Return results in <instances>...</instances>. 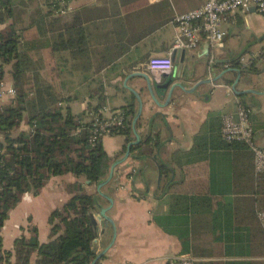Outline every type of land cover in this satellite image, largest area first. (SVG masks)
<instances>
[{
  "label": "crops",
  "instance_id": "0c3cea01",
  "mask_svg": "<svg viewBox=\"0 0 264 264\" xmlns=\"http://www.w3.org/2000/svg\"><path fill=\"white\" fill-rule=\"evenodd\" d=\"M45 1L42 0L41 8L45 17L40 15L32 22L39 44L25 45L23 30L9 23L20 36L19 50L38 69L36 82L51 86L65 100L61 105L69 106L74 115H78L73 111L78 98L72 92L66 96L65 92L78 78L75 70L92 72V81L98 80L99 85L94 99L85 97L80 102L81 113L99 104L108 111L126 107L137 112V100L126 89L131 88L142 101L136 125L140 139L156 136L159 141L151 155L130 153L102 188L112 206L101 196L98 205L100 210L109 207L106 215L114 223L116 235L98 264H165L168 257L182 254L179 239L161 227H170L167 221H162L161 226L154 221V217H168L174 197L209 200L208 209L188 212L181 223L188 230L187 255L195 258L197 264H264V234L256 218L259 208L253 205L252 178L255 187L256 176L252 154L243 147H227L229 143L223 141L220 133L223 116L235 113L239 103L249 112L256 145L264 147V16L253 9L231 13L221 24L224 38L220 44L210 46L203 42L195 50L181 51L178 57L182 73L190 75L176 80L185 91L209 77L211 64L222 60L227 63L214 66L215 75L225 69L240 71L235 87L243 94L233 93L231 87L237 74L228 72L213 85L198 86L191 93L176 89L165 106V92L153 90L154 101L145 81L130 75L146 74L155 85L160 84L165 77L157 82L146 71L145 63L151 57L168 55L176 36L175 17L201 7L207 0H67L69 10L64 15L48 13ZM5 26L8 22L0 30ZM71 26L79 30L78 35L65 32ZM59 36L65 41L71 37L84 40L73 52L54 50ZM206 46L207 53H201L200 49ZM237 60L239 68L233 66ZM13 63L2 64L0 79L12 87ZM31 78L34 83L33 75ZM8 102L0 101V107ZM101 143L111 159L110 166L123 157L128 144L123 136H106ZM159 164L170 168L167 179L160 176ZM76 182L87 194L97 193L96 187L84 179L70 174L53 177L40 194H24L9 212L0 236L2 250L12 254L11 264H61L39 258L36 250L17 240L29 237V227L37 229L40 244L55 239L48 218L72 197L66 187ZM100 210L93 216L99 215ZM97 230L94 247L98 254L110 245L113 231L110 225L99 223Z\"/></svg>",
  "mask_w": 264,
  "mask_h": 264
},
{
  "label": "trees",
  "instance_id": "16d2710c",
  "mask_svg": "<svg viewBox=\"0 0 264 264\" xmlns=\"http://www.w3.org/2000/svg\"><path fill=\"white\" fill-rule=\"evenodd\" d=\"M45 3L49 9L48 13L56 14L59 3L52 0H46ZM12 12L10 0H0V26L12 18ZM38 30L41 33V20L38 22ZM67 31L70 34L75 32L79 34V30L72 26L65 32ZM81 34L84 35L83 29ZM59 37L53 44L54 50L73 52L84 40V38L75 40L71 37L65 41L62 36ZM19 40L20 36L13 25L0 30V79L2 64L14 61L11 74L16 90L15 97L0 107V231L9 212L17 206L24 194L38 195L51 178L67 174L76 179H84L88 185L96 187L106 179L111 161L103 149L101 139L93 145L90 143L91 124L86 121L87 112L97 111L102 108L101 104L88 107L85 112L78 115H74L69 106H62L65 100L55 94L51 86L36 82L38 69L31 65L29 56L19 50ZM233 66L240 67L238 60ZM30 71L33 74L27 76L26 73ZM119 110L124 117L123 125L111 128L109 136H123L126 143H129L133 138L131 123L136 111L126 107ZM22 126L27 129L21 130ZM217 135L216 133L215 136ZM197 140L199 138L195 141ZM158 145L156 136H146L131 148L130 153H137L138 156L151 155ZM226 146H239L248 150L240 142ZM125 151L126 147L122 152ZM158 167L162 179H167L170 168L163 164H159ZM255 178V187L252 178L255 196L253 205H257L258 210H264V174ZM66 190L72 197L48 218L50 233L55 239L40 244L37 229L29 227V237L22 236L17 242L26 248L36 250L37 256L41 259H50L61 264H91L97 252L94 247L90 215L100 210L99 195L87 194L82 184L78 182L68 185ZM208 207V199L174 197L168 217L164 220L154 217V221L159 226L162 221H167L170 227L162 225L164 232L176 236L182 245V254H187L188 230L181 223L186 220L188 212ZM247 248L250 249V246ZM11 257L10 252L2 250L0 236V264H11Z\"/></svg>",
  "mask_w": 264,
  "mask_h": 264
},
{
  "label": "built area",
  "instance_id": "2783aa9c",
  "mask_svg": "<svg viewBox=\"0 0 264 264\" xmlns=\"http://www.w3.org/2000/svg\"><path fill=\"white\" fill-rule=\"evenodd\" d=\"M56 2L59 3L56 14H66L69 10L68 1L55 0ZM250 9L264 16V0H207L201 7L178 15L173 20L176 36L168 55L148 59L145 63L146 71L157 82L162 76L171 75L175 67L173 57L176 52L195 50L203 42L210 46L220 44L224 38L221 24L225 17ZM15 95V89L0 80V101H10ZM86 121L91 124L90 143L93 145L109 136L111 128L121 127L124 117L120 110L108 111L100 108L97 111H88ZM220 133L226 143H243L252 154L255 176L264 174V147L256 145L249 112L242 104H237L235 113L223 116ZM256 218L264 234V210H257ZM165 264H197V260L187 254H178L168 257Z\"/></svg>",
  "mask_w": 264,
  "mask_h": 264
},
{
  "label": "water",
  "instance_id": "95a60500",
  "mask_svg": "<svg viewBox=\"0 0 264 264\" xmlns=\"http://www.w3.org/2000/svg\"><path fill=\"white\" fill-rule=\"evenodd\" d=\"M206 48H207V46L201 48L200 49L201 53H205L206 52ZM181 54H182L181 51L175 53V55L173 57L174 58V61H175V67L173 69V72H172V74L170 76H164L165 78L161 81L160 84L155 85L149 79V77L146 74H133V75H130V76L131 77H138V78H141V79H143L145 81L146 88L148 89V91L150 93V96L152 97V99L154 101H156L155 100V97H154V93H153L154 91H157L158 90V91H161V92H165L166 93V104H165V106L170 101V98H171L173 92L176 89H179V90H181L183 92H186V93H191L198 86L208 85V84H212L213 85L223 75L227 74L228 72H235L237 74L236 82L231 87L233 93H235V95H237V96L243 94V93H240V92L236 91V87H235L236 86V83L239 81V79L241 77L240 71L235 70V69H225V70H223L220 73V75H218V76L215 75L214 66H216V65H224V64L227 63L226 61H222V60H216V61H214L211 64V66L209 68V73H210V76L209 77H207L206 79H203V80L199 81L198 83H196L195 86L192 87V89L190 91H185V88H184L183 84L181 82H176V80H179V79H183L184 80L186 78H189V76H190L189 74H183L182 71H181V67L178 66V57ZM168 77H170V78L168 79ZM166 79H168V80H166ZM126 89L135 97V99L137 100V103H138L137 112H136V114H135V116H134V118L132 120V123H131V130H132V134H133L134 140L131 141V142H129L127 144L126 151H125V154L123 155V157L121 159L115 161L110 166L109 172H108V175H107L106 179L104 181H102L101 183H99L96 186V192H97V194L99 196L103 197L106 201H108L109 207L112 206V200L110 198H108L107 196H105L102 193V188L104 186H106L112 180L113 175H114L115 168L118 167L119 165L123 164L128 159V157L130 156L131 148L134 147V146H136L140 142V136H139V134L137 132L136 125H137V121L140 118L141 113H142V101H141L138 93L135 90H133L131 88H128V87H126ZM248 92H254V91H248ZM109 207L104 208V209H101L100 212H99V215H97L96 217H94L93 215H90V225H91V228H92V231H93L94 242H96L97 236H98V230H97V224L98 223H99L100 226L110 225L111 228H112V231H113L112 240H111L110 245L106 249H104L103 251H101L100 253H98L96 255L95 259L91 262V264H97V262L107 252V250L109 249V247L113 244V241L115 239L116 230H115L114 223L106 215V213L109 210Z\"/></svg>",
  "mask_w": 264,
  "mask_h": 264
},
{
  "label": "rangeland",
  "instance_id": "374dc122",
  "mask_svg": "<svg viewBox=\"0 0 264 264\" xmlns=\"http://www.w3.org/2000/svg\"><path fill=\"white\" fill-rule=\"evenodd\" d=\"M10 5L13 12L12 18L7 21L8 25L11 23L15 28L23 30V38L26 40L25 45L39 44L37 32L32 22L33 19L42 14V0H10ZM87 12L89 14L92 13L91 10H87ZM68 68H70V65H68ZM75 72L78 73V78L74 79L71 84L66 87L65 93L67 96L68 93L72 92L78 98L77 103L73 105V111L80 114V102L84 100L85 97L94 99V97L99 94V85L97 82L98 80H95V82L92 81L94 79L92 72H81L79 70H75Z\"/></svg>",
  "mask_w": 264,
  "mask_h": 264
}]
</instances>
